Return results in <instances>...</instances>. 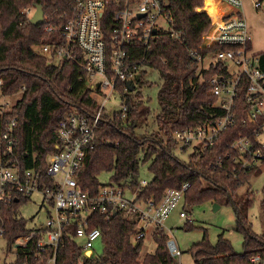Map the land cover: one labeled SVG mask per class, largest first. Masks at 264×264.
Instances as JSON below:
<instances>
[{
    "label": "trees",
    "instance_id": "1",
    "mask_svg": "<svg viewBox=\"0 0 264 264\" xmlns=\"http://www.w3.org/2000/svg\"><path fill=\"white\" fill-rule=\"evenodd\" d=\"M214 3L217 6L214 0H205L204 9L212 16L216 13ZM35 5H41L45 17L39 26L31 25L25 14ZM203 6L204 0H170L169 31L158 33L145 54V64L158 72L161 82L158 110H150L140 93H123L122 84L118 86L125 116L122 117V110L103 113L95 133L94 149L87 154L76 175L82 189L96 193L104 186L98 180L99 175L110 172L111 181L107 185H130L142 200L158 202L167 189L189 184L182 204L187 213L204 202L234 204L233 195L250 176L233 178L229 173L232 166L224 157L230 140L242 128L240 121L204 154L177 152L174 141L175 131L213 124L221 115L208 84L212 71L205 72L204 80L196 83L199 65L189 56L190 50L199 48L211 26L209 16L198 11ZM71 8L72 0H0V98L20 96L0 114V137L5 122L17 117L16 155L25 168L45 169L56 142L58 122L63 117L75 110L93 116L99 108V101L92 97L93 89L87 84L88 76L78 65L69 61L51 65V59L36 53L37 48L59 37L57 32H44V27H59ZM257 55L259 68L264 72V51ZM135 82L143 84L140 73ZM175 152L187 153L185 160L177 159ZM146 162L153 177L141 186L133 178L138 174L139 163ZM262 192L264 213V187ZM249 195L252 196L250 192ZM248 201L251 206L249 198ZM27 202L28 199H23L0 211L1 236L8 247L31 229L18 212L19 206ZM237 223V232L243 235L242 252H235L223 233L215 245L204 233L189 249L194 264H263L264 233L260 236L253 233L247 218L241 214ZM92 227L101 231L102 254L96 258L84 257L70 235L57 250L56 264H178L168 253L169 236L164 231L151 235L156 248L153 253L141 256L143 240L134 246L136 222L133 220L119 214L106 218L95 213ZM185 227L191 229L192 224L186 222ZM256 255L260 261L251 262L250 258ZM23 263L38 264L33 252L18 248L16 264Z\"/></svg>",
    "mask_w": 264,
    "mask_h": 264
},
{
    "label": "built area",
    "instance_id": "2",
    "mask_svg": "<svg viewBox=\"0 0 264 264\" xmlns=\"http://www.w3.org/2000/svg\"><path fill=\"white\" fill-rule=\"evenodd\" d=\"M214 1L218 7L228 6L230 11L221 14L214 3L216 13L212 16L205 11L204 0L198 11L209 16L211 26L199 48L190 50L189 56L199 65L196 83L204 80L205 72L212 71L208 84L221 115L213 124L175 131L174 141L177 152L204 154L240 121L242 128L230 140L224 156L232 166L230 175L237 179L264 167V72L259 68L252 34L242 13L246 0ZM249 1L255 11L264 12V0ZM169 3L170 0H72L70 14L59 27H44V32H57L59 37L37 48L36 53L51 59V65L65 61L78 65L88 76L87 84L99 108L93 116L71 111L58 122L56 142L44 170L25 168L18 160L17 117L4 124L0 137V211L20 200L29 201L33 194H40L51 209L44 225H35L15 239V246L33 252L38 264H56L57 250L70 235L83 256L91 258L93 244L101 237L100 229L92 227L95 213L106 218L119 214L136 222L133 240L138 242L155 232H165V221L178 205L182 206L189 184L167 189L156 202L138 199L137 190L130 185H104L92 193L82 189L76 180L87 154L94 149L105 105L113 95L121 97V84L123 93L129 92L127 81L135 84L141 69L148 67L145 54L151 41L170 27ZM25 13L28 15L30 10ZM8 105L0 104V114ZM121 110L124 117V104ZM146 184L142 181L139 185ZM178 216L191 222L183 208ZM166 247L179 264L181 252L172 235ZM88 251L90 257L86 256ZM250 260L257 263L260 257Z\"/></svg>",
    "mask_w": 264,
    "mask_h": 264
},
{
    "label": "rangeland",
    "instance_id": "3",
    "mask_svg": "<svg viewBox=\"0 0 264 264\" xmlns=\"http://www.w3.org/2000/svg\"><path fill=\"white\" fill-rule=\"evenodd\" d=\"M222 7L224 10L227 9V6L225 5H222ZM29 10L30 13L27 17L30 19L34 12V7ZM242 13L246 18L252 34L253 51L255 53L263 52L264 12L255 11L250 7L249 2L246 1L243 5ZM165 30L169 31V28L166 27ZM140 75L143 84L139 85L138 82H135L134 90L131 92L134 95L140 93L143 103L150 108V110L156 112L158 110L157 94L161 84L158 72L150 67H144L141 69ZM19 97L18 94L9 97H1L0 104L6 102L9 104L8 107L11 108ZM122 104L123 100H121L119 96L113 95L111 101L105 105L106 112H117L121 110ZM186 154L175 152L176 158L183 161L186 158ZM139 157H141V154ZM148 165L149 162L139 163L138 174L133 178L137 184H140L142 181H151L153 176L148 170ZM111 176L112 173L103 172L99 175L98 180L100 184L107 185L111 181ZM263 187L264 167L251 175L235 192L233 195V205L221 203L219 208L214 211L213 203L204 202L189 210L188 216L191 221L190 223L192 224L191 229L185 227L186 220L179 218L178 213L182 206L178 205V208L172 212L169 218L165 221L164 227L165 233L169 235V237L172 235V238L181 252L179 264H194L189 249L193 244L201 240L204 233H206L207 238L212 245L216 244L218 236L223 233L224 238L229 240L234 251L242 252L243 235L237 232V220L239 214L247 218L248 225L253 233L259 236L262 235L264 233V213L261 206L263 200ZM249 192L252 196H247V193ZM126 196L131 197L132 194L126 193ZM248 198L251 201V206H248ZM18 212L19 216L26 220L27 228L30 229L35 225H44L51 209L46 202L43 201V197L40 194H33L27 203L19 206ZM132 239H134V236ZM103 248L104 244L101 238L97 239L93 244L92 257L96 258L100 256ZM155 248L156 243L151 236L148 235L143 240L141 256L153 253ZM17 250L18 248L15 244H11L8 247L7 241L0 235V264H16Z\"/></svg>",
    "mask_w": 264,
    "mask_h": 264
},
{
    "label": "water",
    "instance_id": "4",
    "mask_svg": "<svg viewBox=\"0 0 264 264\" xmlns=\"http://www.w3.org/2000/svg\"><path fill=\"white\" fill-rule=\"evenodd\" d=\"M44 12L43 9L41 7V5H35L34 6V12L31 16V18L29 19V23L33 26H39L42 25L44 23ZM155 31L153 32V35H155ZM136 79H139V76L136 77ZM129 92L133 91L134 89V84L131 81H127L126 83ZM217 208H219V205L217 204H213V210L215 211ZM134 246H137V242L134 243ZM87 257L91 256V251H88L86 253Z\"/></svg>",
    "mask_w": 264,
    "mask_h": 264
},
{
    "label": "crops",
    "instance_id": "5",
    "mask_svg": "<svg viewBox=\"0 0 264 264\" xmlns=\"http://www.w3.org/2000/svg\"><path fill=\"white\" fill-rule=\"evenodd\" d=\"M246 1L249 2V4H250V1H249V0H246ZM246 1H245V2H246ZM250 7H251V5H250ZM218 9L220 10V13H221V14L230 11V8H229L228 6H227V9L224 10V8L222 7V5H220V6L218 7Z\"/></svg>",
    "mask_w": 264,
    "mask_h": 264
},
{
    "label": "bare ground",
    "instance_id": "6",
    "mask_svg": "<svg viewBox=\"0 0 264 264\" xmlns=\"http://www.w3.org/2000/svg\"><path fill=\"white\" fill-rule=\"evenodd\" d=\"M217 7H218V3H217Z\"/></svg>",
    "mask_w": 264,
    "mask_h": 264
}]
</instances>
